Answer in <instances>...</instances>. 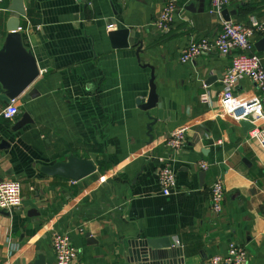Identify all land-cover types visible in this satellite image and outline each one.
<instances>
[{
  "label": "crops",
  "instance_id": "crops-1",
  "mask_svg": "<svg viewBox=\"0 0 264 264\" xmlns=\"http://www.w3.org/2000/svg\"><path fill=\"white\" fill-rule=\"evenodd\" d=\"M167 1L22 0L18 33L39 75L11 120L1 116L8 103L0 83V181H19L22 197L20 208L0 211V264H35L38 256L56 264L55 233L70 235L72 264H127L134 239L167 240L182 264L226 256L229 244L247 252V264H264V153L223 109L221 79L231 59L216 50L179 59L191 41L215 39L226 22L264 21V0H232L229 21L213 12L212 0H177L162 31L155 21ZM10 6L0 0V50ZM121 29L128 46L113 47L109 33ZM263 39L253 37L264 66ZM149 67L158 106L144 111ZM233 93L244 101L257 89L245 78ZM25 113L32 123L16 129ZM179 129L185 143L172 152L168 137ZM70 156L96 172L78 182L44 174ZM159 158L175 174L169 196L158 184ZM218 178L225 191L216 214L210 189Z\"/></svg>",
  "mask_w": 264,
  "mask_h": 264
},
{
  "label": "built area",
  "instance_id": "built-area-1",
  "mask_svg": "<svg viewBox=\"0 0 264 264\" xmlns=\"http://www.w3.org/2000/svg\"><path fill=\"white\" fill-rule=\"evenodd\" d=\"M232 0H212V10L220 14ZM250 1V0H244ZM177 0H168L155 21L159 30L167 31L177 11ZM264 33V21H253L249 24L226 22L215 39L200 38L191 41L180 54L183 64L192 62L205 52L216 50L222 56H229L231 66L221 79L222 106L226 114L235 122L247 121L254 127L248 132L249 139L257 142L264 153V66L262 59L254 51L253 37ZM249 79L257 89V95L238 101L233 93L234 88L242 79ZM18 114L17 99H11L2 110L1 116L6 120ZM260 120L255 126L254 121ZM185 143V130L173 131L168 137L167 148L176 152ZM160 167L157 172L161 192L169 196L175 189L176 178L167 162L159 158ZM207 166L201 163V169ZM224 186L221 179L215 180L210 189V202L214 213L219 214L224 200ZM22 205L21 184L17 180L0 181V211H11ZM51 247L56 264H72L77 258V251L67 233H55ZM247 252L229 244L226 256H214L206 264H247Z\"/></svg>",
  "mask_w": 264,
  "mask_h": 264
},
{
  "label": "water",
  "instance_id": "water-1",
  "mask_svg": "<svg viewBox=\"0 0 264 264\" xmlns=\"http://www.w3.org/2000/svg\"><path fill=\"white\" fill-rule=\"evenodd\" d=\"M8 11L13 16L7 22L8 35L3 48L0 50V83L4 88L2 99L7 103L11 99L19 98L39 75L36 60L32 54L24 50L18 33L20 17L26 15L22 0H12V6L9 7ZM222 14L226 21H229L227 10H223ZM128 36L129 32L126 29L109 33L113 47L117 48H125L128 46ZM259 44L264 50V39ZM149 68L151 69L149 98L146 102L143 100L139 102V107L144 111L156 106L158 101L153 70L151 67ZM29 123L32 122L28 114L25 113L16 129H20ZM239 125L245 133L254 127L247 121H239ZM148 130L150 132L151 126L148 127ZM96 170L92 162L70 156L66 162H57L52 166L44 168L43 172L51 177H60L78 182L94 174ZM180 258L181 250L173 248L167 240L134 239L127 242L125 258L127 264H182ZM35 264H45L44 257L38 256Z\"/></svg>",
  "mask_w": 264,
  "mask_h": 264
}]
</instances>
